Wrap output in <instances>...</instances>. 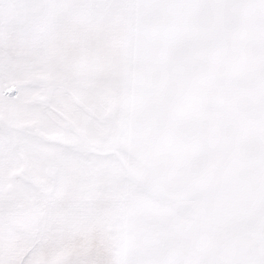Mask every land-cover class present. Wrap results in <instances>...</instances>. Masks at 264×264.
Here are the masks:
<instances>
[{"label": "snow or ice", "instance_id": "obj_1", "mask_svg": "<svg viewBox=\"0 0 264 264\" xmlns=\"http://www.w3.org/2000/svg\"><path fill=\"white\" fill-rule=\"evenodd\" d=\"M0 264H264V0H0Z\"/></svg>", "mask_w": 264, "mask_h": 264}]
</instances>
